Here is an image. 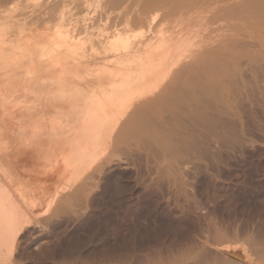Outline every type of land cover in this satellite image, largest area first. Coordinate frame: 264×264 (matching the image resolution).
Wrapping results in <instances>:
<instances>
[{
    "label": "bare ground",
    "instance_id": "6f19581e",
    "mask_svg": "<svg viewBox=\"0 0 264 264\" xmlns=\"http://www.w3.org/2000/svg\"><path fill=\"white\" fill-rule=\"evenodd\" d=\"M261 128L264 0H0V264L35 209L86 210L123 161L242 151Z\"/></svg>",
    "mask_w": 264,
    "mask_h": 264
},
{
    "label": "rangeland",
    "instance_id": "374dc122",
    "mask_svg": "<svg viewBox=\"0 0 264 264\" xmlns=\"http://www.w3.org/2000/svg\"><path fill=\"white\" fill-rule=\"evenodd\" d=\"M257 131L254 141L244 143L243 152L225 149L208 154L201 148L200 154L185 159L187 164L166 156L160 164L167 170L154 155H149L148 163L141 161L145 167L140 162L132 168L123 161L122 170H127L119 187L102 183L92 193L95 198L90 196L94 203L78 214L55 217L46 208L35 209L32 223L22 226L14 264H86L91 259L94 264H223L226 256L241 264H264V130ZM170 160L179 168L171 170ZM168 170H176L179 177L176 172L166 178L172 176ZM171 221L175 224L169 228Z\"/></svg>",
    "mask_w": 264,
    "mask_h": 264
}]
</instances>
